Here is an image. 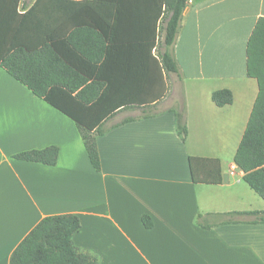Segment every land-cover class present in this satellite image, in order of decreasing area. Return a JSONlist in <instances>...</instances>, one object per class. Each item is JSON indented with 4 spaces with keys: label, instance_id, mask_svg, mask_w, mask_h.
<instances>
[{
    "label": "crops",
    "instance_id": "0c3cea01",
    "mask_svg": "<svg viewBox=\"0 0 264 264\" xmlns=\"http://www.w3.org/2000/svg\"><path fill=\"white\" fill-rule=\"evenodd\" d=\"M93 1L15 0L19 17L0 21L8 48L48 43L80 65L72 22L94 25L107 52L95 74L112 110L92 120H130L98 137V172L75 120L0 67V264L44 218L67 214L81 222L74 244L100 264H264V221L245 214L264 212V200L234 162L259 92L247 44L264 0H189L171 48L178 74L162 66L158 0ZM220 90L232 104L216 106ZM183 106L185 141L174 113ZM67 110L81 119L74 102ZM48 147L59 149L54 166L15 158Z\"/></svg>",
    "mask_w": 264,
    "mask_h": 264
},
{
    "label": "trees",
    "instance_id": "16d2710c",
    "mask_svg": "<svg viewBox=\"0 0 264 264\" xmlns=\"http://www.w3.org/2000/svg\"><path fill=\"white\" fill-rule=\"evenodd\" d=\"M102 1L121 3L125 0L93 2ZM188 1L158 0L161 10L164 8L166 21L165 51L161 55V62L167 74L179 73L171 48L176 42ZM17 2L18 0L16 4ZM16 4L15 0H2L1 5L7 8L4 9L0 5V21L3 19L10 23L19 17ZM8 6L12 8L8 9ZM1 24L0 67L34 95L75 120L89 160L94 169L100 172L101 160L97 139L109 129L105 128L104 121L93 122L92 119L112 110L105 105L107 103L104 99L105 83L95 74L96 64L107 54L106 48L102 45L104 33H97L92 24L78 26L72 22L69 44L85 64L80 65V63L75 64L64 59L55 46L48 43L33 49L16 45L8 48L1 41H8L11 35L9 32L1 33L4 28ZM247 74L257 80L259 92L234 162L244 173V181L264 200V18L258 19L247 44ZM212 99L216 106L225 107L232 104L233 95L229 90H220L213 94ZM69 102L76 104L78 116L82 120L75 117L74 112L67 110ZM174 113L177 133L185 141L188 136L185 107L175 110ZM114 114L112 111L103 117L110 118ZM129 121H122L113 127ZM58 155L57 147H48L43 150L23 152L17 154L15 158L54 166L58 161ZM194 162L195 159H191L192 171ZM245 214L257 216L264 221V212ZM233 215L230 213L226 216ZM204 219L203 216H199L197 224L204 229H211L212 226L203 223ZM142 222L146 228L153 226L148 216L143 217ZM80 228L81 222L77 215L67 214L44 218L19 244L11 257L10 264H100L97 255L84 251L74 244L73 237Z\"/></svg>",
    "mask_w": 264,
    "mask_h": 264
},
{
    "label": "rangeland",
    "instance_id": "374dc122",
    "mask_svg": "<svg viewBox=\"0 0 264 264\" xmlns=\"http://www.w3.org/2000/svg\"><path fill=\"white\" fill-rule=\"evenodd\" d=\"M161 46H162V45H161ZM162 47H163V46H162ZM180 107H181V106H178V109H179ZM115 121H116V120H112V121L108 122V123L105 125V128H108V127H110V126L116 124Z\"/></svg>",
    "mask_w": 264,
    "mask_h": 264
}]
</instances>
